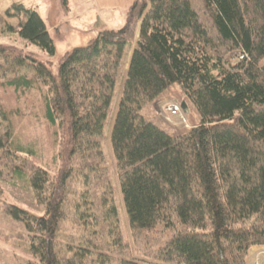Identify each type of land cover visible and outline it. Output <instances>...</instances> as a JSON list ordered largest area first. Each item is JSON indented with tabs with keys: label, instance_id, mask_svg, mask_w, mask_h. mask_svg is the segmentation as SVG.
Here are the masks:
<instances>
[{
	"label": "trees",
	"instance_id": "1",
	"mask_svg": "<svg viewBox=\"0 0 264 264\" xmlns=\"http://www.w3.org/2000/svg\"><path fill=\"white\" fill-rule=\"evenodd\" d=\"M15 16L17 27L7 20ZM137 17L111 145L133 241L149 248L137 257L124 239L103 148L127 25L71 50L57 76L0 42V86L47 87L45 118L67 131L70 161L52 182L19 159L34 149L0 105V176L25 182L45 205L42 216L11 203L4 213L28 233L29 264H248L250 249L264 246V0H149ZM12 34L56 54L34 8L0 13V35ZM174 84L199 121L172 134L142 111ZM61 222L76 231L62 236Z\"/></svg>",
	"mask_w": 264,
	"mask_h": 264
},
{
	"label": "rangeland",
	"instance_id": "2",
	"mask_svg": "<svg viewBox=\"0 0 264 264\" xmlns=\"http://www.w3.org/2000/svg\"><path fill=\"white\" fill-rule=\"evenodd\" d=\"M14 3H22L27 8H34L38 11L55 41L56 54L49 57L38 47L21 41L17 34L0 35V42L16 46L24 54L44 62L53 75L57 76L60 62L71 50L88 45L102 31L120 30L126 25L128 26L129 41L125 57H129L130 60L139 36L140 20L137 16L140 7L145 3L149 4V0H68L66 7L63 6L62 0H0V13L7 16V11ZM135 3L136 8L131 11ZM7 20L16 27L20 22L16 16L7 18ZM126 66V61H124L122 71L118 74L104 127L103 148L124 239L129 243L132 253L141 257L149 246L147 247L145 242L135 244L133 241L111 145V131L128 69ZM169 90L166 97L169 100L159 102L158 106L151 105L145 108L142 111L143 114H147L149 117L156 115L163 128L169 133H176L170 131L171 127L177 132H182L186 128L180 123L182 121L180 115H171L165 110V106L177 102L182 107V104L185 103L186 109L182 108L183 114L190 126L196 125L199 116L189 101L184 99L178 85H171ZM46 92L47 87L43 84L25 91H15L13 88L0 86V105L10 113L15 138L25 148L34 149L32 156L24 153V155H20L19 159L28 158L31 163L46 168L52 182H56L60 171L70 165L67 154L68 144L66 143L67 131L52 127L47 122L44 108ZM76 186L78 185H72L73 188ZM0 187L2 191L0 196V264H29L33 257L29 251L28 239H26L28 233L25 231L23 223L6 217L5 205L6 203L15 204L39 216L44 215L45 205L37 199L25 182L7 181L0 176ZM65 211L67 210L65 209ZM60 226L59 234L62 236L76 231L74 225L68 222H61ZM247 263L264 264V250L262 253L260 249L257 253L252 254L249 251Z\"/></svg>",
	"mask_w": 264,
	"mask_h": 264
},
{
	"label": "built area",
	"instance_id": "3",
	"mask_svg": "<svg viewBox=\"0 0 264 264\" xmlns=\"http://www.w3.org/2000/svg\"><path fill=\"white\" fill-rule=\"evenodd\" d=\"M239 58H240V59H243L244 56H243V55H240ZM165 110H166L167 112L171 113V115H180L183 125H184L185 127H187V128L189 127V124H188V122H187V120H186V118H185V116H184V114H183V111H182V109H181L180 104H178V103H174V102H173V103H169V104H167V105L165 106Z\"/></svg>",
	"mask_w": 264,
	"mask_h": 264
},
{
	"label": "crops",
	"instance_id": "4",
	"mask_svg": "<svg viewBox=\"0 0 264 264\" xmlns=\"http://www.w3.org/2000/svg\"><path fill=\"white\" fill-rule=\"evenodd\" d=\"M125 61H126V65L128 66V63H129V57H126ZM127 66H126V67H127ZM163 100H164V101H167V100H169V99H166V97L161 98V99H159L158 101H156V102L154 103V106H158V103L161 102V101H163ZM168 128H169V127H168ZM169 129H170V131H175V132H177V130L173 129L172 127L169 128ZM176 129H177V128H176ZM260 249H261V253H262V251L264 250V246H254V247H252L251 250H250V254H252V253H257Z\"/></svg>",
	"mask_w": 264,
	"mask_h": 264
},
{
	"label": "water",
	"instance_id": "5",
	"mask_svg": "<svg viewBox=\"0 0 264 264\" xmlns=\"http://www.w3.org/2000/svg\"><path fill=\"white\" fill-rule=\"evenodd\" d=\"M182 108L186 109V104L185 103L182 104Z\"/></svg>",
	"mask_w": 264,
	"mask_h": 264
},
{
	"label": "bare ground",
	"instance_id": "6",
	"mask_svg": "<svg viewBox=\"0 0 264 264\" xmlns=\"http://www.w3.org/2000/svg\"><path fill=\"white\" fill-rule=\"evenodd\" d=\"M174 103H177V102H174ZM178 104H180V103H178ZM180 106H181V104H180ZM181 109H182V107H181Z\"/></svg>",
	"mask_w": 264,
	"mask_h": 264
}]
</instances>
